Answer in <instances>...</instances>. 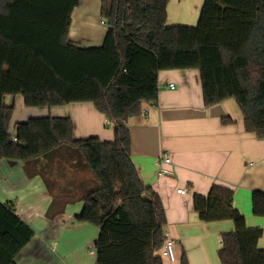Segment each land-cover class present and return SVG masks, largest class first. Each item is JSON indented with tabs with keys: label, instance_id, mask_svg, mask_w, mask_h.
Wrapping results in <instances>:
<instances>
[{
	"label": "trees",
	"instance_id": "trees-1",
	"mask_svg": "<svg viewBox=\"0 0 264 264\" xmlns=\"http://www.w3.org/2000/svg\"><path fill=\"white\" fill-rule=\"evenodd\" d=\"M169 1L102 0L104 43L81 48L68 41L80 0H0V161L32 163L75 148L97 180L78 215L100 227L96 264H164L166 210L140 178L127 125L144 103L158 104L160 71L199 69L205 103L236 98L247 130L264 138V0H205L196 26L169 25ZM18 94L29 107L92 102L115 138L75 139L69 117L47 116L17 123L14 141V108L4 97ZM252 202L264 217V192L254 191ZM194 208L202 221H234L221 235L222 264H264L263 229L248 227L232 188L214 184L195 194ZM34 235L16 203L0 200V264H18Z\"/></svg>",
	"mask_w": 264,
	"mask_h": 264
},
{
	"label": "crops",
	"instance_id": "crops-1",
	"mask_svg": "<svg viewBox=\"0 0 264 264\" xmlns=\"http://www.w3.org/2000/svg\"><path fill=\"white\" fill-rule=\"evenodd\" d=\"M101 5L102 0H80L72 13L70 44L89 48L104 43L108 27ZM158 84V104L144 103L142 113L127 125L132 160L143 183L161 197L165 233L175 241L176 260L164 257V264H181L184 255L189 264H222L221 235L235 229L234 221H202L194 208L195 194H208L214 184L234 190V206L248 227L263 229L258 244L264 249V217L254 214L252 202L254 191L264 192V138L247 130L236 98L205 103L199 69L162 70ZM4 103L14 108L10 123L14 137L17 123L54 116L71 119L75 139L115 138V125L92 102L29 107L18 94L6 95ZM72 151L63 146L32 163L0 161V200L14 201L18 214L35 230L17 256L18 264L97 263L94 243L100 227L78 220L84 206L81 198L97 180L85 167L64 158ZM164 153L170 154L173 164L171 174L160 176ZM183 188L186 194L178 192Z\"/></svg>",
	"mask_w": 264,
	"mask_h": 264
},
{
	"label": "rangeland",
	"instance_id": "rangeland-1",
	"mask_svg": "<svg viewBox=\"0 0 264 264\" xmlns=\"http://www.w3.org/2000/svg\"><path fill=\"white\" fill-rule=\"evenodd\" d=\"M204 1L205 0H170L168 4V24L196 26L200 18ZM103 23H105L104 20ZM68 147L73 151L68 155H65L64 158H67V160L69 161H76L77 163H79L80 167L83 166L87 169L88 172H91L86 167L85 162L79 156L75 148L71 146Z\"/></svg>",
	"mask_w": 264,
	"mask_h": 264
},
{
	"label": "built area",
	"instance_id": "built-area-1",
	"mask_svg": "<svg viewBox=\"0 0 264 264\" xmlns=\"http://www.w3.org/2000/svg\"><path fill=\"white\" fill-rule=\"evenodd\" d=\"M171 86L174 87V84H172ZM13 139H14V141L17 140L16 137H13ZM172 164L173 163H172V158H171L170 154L164 153L162 155V157L160 158L158 174L160 176H166V175L171 174L169 166H171ZM187 191L188 190L186 188L178 190V192L181 194H186ZM162 255H163V257H165L171 261L176 260L175 241L170 236V233H166V240H165V244H164V247L162 250Z\"/></svg>",
	"mask_w": 264,
	"mask_h": 264
}]
</instances>
